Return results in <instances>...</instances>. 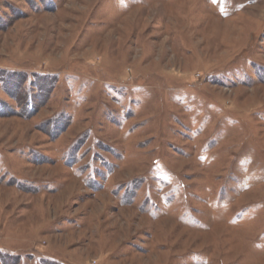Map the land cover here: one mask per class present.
Instances as JSON below:
<instances>
[{
  "label": "rangeland",
  "instance_id": "rangeland-1",
  "mask_svg": "<svg viewBox=\"0 0 264 264\" xmlns=\"http://www.w3.org/2000/svg\"><path fill=\"white\" fill-rule=\"evenodd\" d=\"M0 264H264V0H0Z\"/></svg>",
  "mask_w": 264,
  "mask_h": 264
}]
</instances>
